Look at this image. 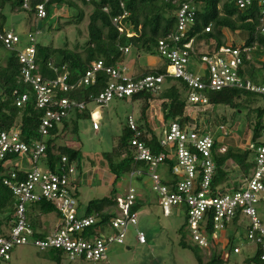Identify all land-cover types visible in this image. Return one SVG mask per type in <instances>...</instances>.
Wrapping results in <instances>:
<instances>
[{"label":"built area","instance_id":"built-area-1","mask_svg":"<svg viewBox=\"0 0 264 264\" xmlns=\"http://www.w3.org/2000/svg\"><path fill=\"white\" fill-rule=\"evenodd\" d=\"M255 1L261 9V30L264 31V0H236L235 3L239 9H246L253 8ZM24 6L27 8V3ZM36 8L38 17L46 15L44 4ZM126 14L112 18V22L121 33L131 36L133 30L123 20ZM195 17V6L183 2L177 10L176 30L158 43L157 51L165 60V71L140 77L130 75L125 66H106L103 60H99L75 83L67 82V71L55 79L45 78L39 72L36 37L30 35L27 43L22 45L15 30L0 26V41L5 48L17 54L24 83L32 87L37 107L46 111L39 127L43 137L55 124L69 119L73 112L85 110L89 111L93 129L98 131L103 118L101 110L112 100L130 98L142 91L159 95L177 81L186 85L187 100L191 105H207V92L225 88L257 92L264 104V82L256 84L245 72V62L253 59L257 43L246 46L244 42L231 44L234 41H230L217 47L214 42L211 46L206 40L197 41L195 37H189ZM206 31H211V26ZM204 43L207 49L200 48ZM129 51L130 48L124 50L125 53ZM99 71L109 73L110 81L92 101L57 98L58 89L72 92L95 83ZM30 97L28 92L18 93L16 105H25ZM127 125L134 131L131 144L135 149V158L149 164L151 190L164 213L170 215L173 208H185L187 240L199 249L216 246V253L225 258L230 255L231 239L234 240V253L241 252V244L252 243L255 252L261 249V259L264 260V129L257 140L249 138L241 145L250 151L252 166L247 173L239 172L236 179L238 185L214 190L212 180L216 165L213 148L217 131L214 133L197 124L187 125L178 119L173 120L165 124L162 133L158 134L163 151L155 154L133 116L128 117ZM217 130L224 136L231 132L224 124L219 125ZM227 148L228 145L223 144L219 151L225 152ZM45 152L46 143L43 140L28 143L22 139L19 129L0 132V164L11 166L4 177V184L12 190L15 199L12 208L4 210L0 216V264H11L14 249L22 245L33 246L40 251L56 250L68 260L78 263L100 264L107 261L109 247L125 244L131 232L129 228L138 225V210H133V205L141 197L140 190L130 185L122 194L124 201L116 199L117 205L112 210L115 215L104 221L101 212L87 213L77 199V165L68 164V158L64 156L61 169L52 172L41 167ZM18 158L22 161L17 163ZM166 161H171L172 166ZM139 174L140 171L129 175L134 177ZM41 198L56 205L58 221L54 225L49 223L35 227L28 219L27 204ZM9 215L11 219H8ZM96 224L99 226L95 227ZM242 230L245 236L238 244L235 240ZM218 232L224 235L217 243L215 237ZM135 235L139 243H147L144 231L136 230Z\"/></svg>","mask_w":264,"mask_h":264},{"label":"trees","instance_id":"trees-1","mask_svg":"<svg viewBox=\"0 0 264 264\" xmlns=\"http://www.w3.org/2000/svg\"><path fill=\"white\" fill-rule=\"evenodd\" d=\"M83 5H91L93 12L90 14L88 24V36L84 43H76L71 49L67 44L56 47L52 43L47 45L37 44V62L39 72L45 78H57L58 75L69 73L67 82L75 83L95 61L103 60L106 66H117L125 59L126 48H136L138 54L157 55L158 43L160 39L175 31L178 25L177 10L183 2H190L196 8L195 23L189 31V37H195L197 41L206 40L214 42L217 47L227 44L225 30L235 33L245 31L248 37L244 45L253 46L257 43L253 59L245 62V72L256 83L264 82V31L261 30L263 24L261 9L255 1L253 8L239 9L236 0H80ZM27 3L28 7L24 5ZM44 4L46 15L39 17L42 19L50 16L55 8L62 9L65 5L78 7L76 0H0V26L4 27L7 16L4 9L9 6L13 12H29L37 15V5ZM107 9V11H105ZM78 13L74 16L73 22H79L84 15L82 8H77ZM125 13L124 22L133 30V35L128 36L126 32L121 33L113 22L112 18L122 16ZM38 16V15H37ZM211 26V31L206 28ZM237 44L231 42V44ZM54 68H58L55 71ZM166 64L158 67L146 68L138 77L147 74H162ZM110 81V74L106 71H99L95 83L83 86L72 92L57 90V98L73 97L92 101L99 95ZM28 92L30 99L23 106L16 105L18 93ZM208 104H193L194 107H214L224 106L232 109L234 115L242 113L247 119V130L243 132L249 134V138L257 140L264 129V104L262 96L254 91L241 88H225L220 91L207 92ZM132 102H141L140 114L136 119L138 128L142 131L147 145L151 147L153 153L159 154L163 148L159 145L158 134L149 122L148 111L152 101L162 100L163 118L170 123L178 119L187 125H202L201 118H193L191 112L187 111L190 105L187 100V87L181 82H172L159 95L150 91H142L134 94L130 98ZM46 111L37 107L32 87L24 83L21 77V64L15 52L8 50L0 41V132L19 129L21 137L26 142L33 140H43L46 143V152L42 158L43 168L46 167L52 172H58L62 166V158H68V164L75 163L78 169V176L81 175L82 151L79 148L70 146L64 141L70 133L77 135L79 122L82 119H90L88 110L73 112L69 119L60 124H55L49 130V134L43 137L39 133V127ZM226 123V117L219 119ZM206 128H210V120H206ZM134 131L123 125L121 134L118 136L116 145L111 151L103 153L107 170L114 176L113 188L110 196L95 198L89 201L86 212L102 213L104 221L114 216L113 208L117 205L116 184L123 175L140 171L141 174L135 178L138 185H143L144 179L148 177L149 164L146 161H139L135 158V149L131 144ZM221 132L215 136L213 159L216 169L212 180V188L221 190L225 187H234L238 183L233 177L234 170L247 173L252 166L250 151L241 145H228L225 152L219 148L226 144L223 141ZM172 164L171 161H166ZM172 166V165H171ZM234 166V167H233ZM11 166L5 167L0 164V210L11 209L15 201L12 190L4 184V177ZM23 172V171H22ZM24 175V174H23ZM141 197H138L133 210L142 207ZM28 219L35 227H42V216L56 213V205L41 198L39 201H32L27 204ZM108 209L107 212H103ZM11 211V210H10ZM11 219V216H7ZM99 225L96 224L95 227ZM212 230V229H211ZM181 234L183 228L180 229ZM234 240L231 239L229 245L230 254L233 251ZM180 245L184 248H192L195 252L199 264H224L226 261L220 253H215L210 261L203 262L200 249L197 246L189 245L185 242L184 236L180 240ZM51 260L55 264H63V255L56 250L48 251ZM261 249L258 248L255 254L246 259L247 264H264L261 259Z\"/></svg>","mask_w":264,"mask_h":264},{"label":"rangeland","instance_id":"rangeland-1","mask_svg":"<svg viewBox=\"0 0 264 264\" xmlns=\"http://www.w3.org/2000/svg\"><path fill=\"white\" fill-rule=\"evenodd\" d=\"M78 7H69L65 5L62 9L55 8L50 16L45 19L39 18L36 14L31 15L29 12H13L7 6L4 13L7 16L5 27L13 29L20 36L22 45L27 43L30 35L36 37V43L39 45H47L52 43L56 47L67 44L69 48H75L76 43H84L88 36V24L90 22V14L93 12L91 5H83L80 0H76ZM77 8L84 11L83 18L79 22H73L77 15ZM228 41H234L237 44L243 43L248 37L245 31L235 33L225 30ZM212 45V42H209ZM201 49H207L206 43L200 45ZM147 55L140 53L136 48H130L126 53L124 66L127 72L132 76H137L148 67L155 65L163 66L165 60L157 54V62L148 64ZM152 56V55H151ZM141 102H132L130 99H114L110 104L101 110L103 118L100 121V130L95 131L92 127L90 119H82L79 122V131L77 135L70 133L65 139V143L79 148L82 151L81 175L77 176V199L84 210L89 201L95 198L110 196L114 181V176L107 170L103 163V153L111 151L116 145L118 136L121 134L122 127L127 123L128 117L133 116L135 119L140 114ZM162 100L156 99L152 101L148 111V116L152 123L157 126L155 131L162 133L164 126ZM191 112L193 118H201V127L206 128V120H210L211 132H220L217 127L224 124L230 135L222 136V140L227 145H243L249 134H245L247 130V119L244 114H236L228 107H194L191 104L187 108ZM226 117V123L219 121L221 117ZM154 127V126H152ZM248 131V130H247ZM22 161L18 158L16 162ZM43 167V165H41ZM235 180L239 175V171L234 170ZM133 185L140 190L142 207L138 211V225L129 228L130 234L125 240V244H112L108 251V260L100 264H199L192 248H184L180 245L182 235L187 244L193 245L187 240L185 208L177 207L172 209L170 215H166L160 205L156 194L151 190V180L146 177L143 185H138L134 177L129 174L123 175L117 182L116 189L118 194H125L129 186ZM2 211L0 210V216ZM264 217V213H263ZM43 226L55 224L58 219L55 212L42 216ZM183 228L181 234L180 229ZM136 230H142L147 235V243H139L136 240ZM238 233L235 242L241 243L245 236V231ZM223 232L216 234V242ZM221 244V242L219 243ZM218 244V245H219ZM216 247V246H215ZM215 247L212 249H200L203 262L207 263L213 254L216 253ZM255 245L241 244V252H232L229 257L225 258L224 264H247L246 259L255 254ZM221 248H219V252ZM11 264H55L51 260L48 251H40L29 245L18 246L14 249ZM63 264H93L89 262L78 263L70 261L66 257L63 258Z\"/></svg>","mask_w":264,"mask_h":264},{"label":"crops","instance_id":"crops-1","mask_svg":"<svg viewBox=\"0 0 264 264\" xmlns=\"http://www.w3.org/2000/svg\"><path fill=\"white\" fill-rule=\"evenodd\" d=\"M126 55V54H125ZM127 57L125 56V59H126ZM125 59H124V61L123 62H121V63H119L121 66H124L123 64H124V62H125ZM147 63L148 64H154V63H156L157 62V59H158V57L156 56V55H147ZM154 67H158V65H155V66H153V67H151V68H154ZM144 71V70H143ZM142 71V72H143ZM142 72H140V74L142 73ZM140 74H138V75H140ZM131 75V74H130ZM137 75V76H138ZM135 77V76H134ZM162 120H163V115H162ZM149 122H150V124H151V126H154L153 127V129L155 130V129H157V128H155V127H157V126H155L153 123H152V121H151V119L149 118ZM165 122V121H164ZM164 124H167V123H164ZM164 126H162V128H163ZM157 134H159V133H157Z\"/></svg>","mask_w":264,"mask_h":264},{"label":"bare ground","instance_id":"bare-ground-1","mask_svg":"<svg viewBox=\"0 0 264 264\" xmlns=\"http://www.w3.org/2000/svg\"><path fill=\"white\" fill-rule=\"evenodd\" d=\"M117 200L124 201V196L122 194H118Z\"/></svg>","mask_w":264,"mask_h":264}]
</instances>
